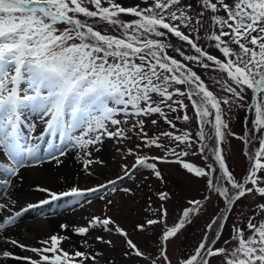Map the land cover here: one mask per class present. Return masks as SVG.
Instances as JSON below:
<instances>
[{"label": "snow or ice", "instance_id": "obj_1", "mask_svg": "<svg viewBox=\"0 0 264 264\" xmlns=\"http://www.w3.org/2000/svg\"><path fill=\"white\" fill-rule=\"evenodd\" d=\"M142 3L144 7H125L118 0H0V180L11 186V178L16 177L20 183V173L32 168V161L43 159L41 136L22 135L25 110L40 114L46 126L41 132L59 133L83 153L82 171L89 176L94 174L93 166L105 163L92 158L104 138L126 141L132 134L140 141L127 149V156L135 157L133 170L122 165L124 175L105 184L72 186L59 193L37 186L48 198L22 210L13 211L14 199L0 203V243L34 254L18 256L0 248V256L22 264H99V253L78 247L65 250L62 244L71 242L70 235L52 234L37 248L4 233L24 213L52 201L75 198L79 202L102 189L115 193L118 181L132 179L137 168L148 169L163 181L160 162L179 164L186 173L204 179L206 195L203 202L189 200L182 218L171 227L163 203L153 210L159 218L136 225L141 232L149 226L162 227L158 257L142 251L107 215L91 217L86 226L62 224L61 230L83 237L85 249L91 247L87 239L91 230L115 232L125 238L130 250L126 254L134 253L149 264H172L164 245L214 200L222 199L224 208L211 219L204 238L178 264H211L212 260L264 264V0H196L195 6L191 0ZM200 40L207 45L202 46ZM209 48L220 56L212 55ZM190 64L216 72L217 76L210 77L211 85ZM234 109L246 112V133L236 138L246 145H259L247 153L250 166L241 181L229 170L221 147L226 136L236 135L225 119ZM169 114L176 115L169 119ZM146 119L156 128L163 120L171 130L149 136ZM177 121L184 127L178 128ZM144 149L162 154L141 155ZM57 151L65 155L63 147L51 144L48 156L60 164ZM189 155H200L205 166L186 162ZM121 191L134 195L130 187ZM157 195L162 202L169 199L167 192ZM257 196L262 202L255 204L246 225L227 224L241 198ZM226 226L229 236L224 239ZM96 241L112 245L103 236Z\"/></svg>", "mask_w": 264, "mask_h": 264}, {"label": "rangeland", "instance_id": "obj_2", "mask_svg": "<svg viewBox=\"0 0 264 264\" xmlns=\"http://www.w3.org/2000/svg\"><path fill=\"white\" fill-rule=\"evenodd\" d=\"M125 7H132L137 4H140L141 7L145 5L142 3V0H118ZM191 2L196 5V0H191ZM228 3H232V0H226ZM219 15H225L223 12H220ZM125 20L132 19L130 16H123ZM210 23V21H209ZM203 34V32H202ZM172 43H177L175 39L172 40ZM199 43L202 46H206L207 42L200 40ZM185 50L188 51V54H192L191 50L187 49L185 45ZM208 51L212 55L220 56V53L212 48H209ZM170 55H175L171 51ZM177 59L180 57L177 55ZM194 70H197L199 74L202 75V78L205 79L207 83L211 85L210 77L217 76V73L209 70L199 69L195 65H191ZM215 87V86H213ZM218 91V89H217ZM249 97L251 93L249 92ZM155 98V97H154ZM187 103V101H185ZM176 114H169V119H173ZM122 118V117H120ZM151 119H157V116L151 117ZM225 119L229 123V127L232 133H235V136L228 135L224 143L221 145L225 155L226 163L229 170L233 173L235 178L238 181H241L242 178L246 177L249 169V159L247 153L250 148L255 149L259 145L254 142L253 145H246L241 139L236 137H242L246 133V112L243 109H234L232 112L227 113ZM131 120L129 124H131ZM146 127L145 131L149 136L158 134L161 131L171 130L169 126L163 121L160 120V127L156 128L151 125L150 120L145 121ZM178 128H183L184 124L182 121H177ZM131 135L130 140L121 141L114 138H104L103 143L98 145L100 148L99 151H92L93 159L103 160L105 163L102 166H93L94 174L89 176L82 171L79 174V177L74 183L68 186L66 189H70L72 186H78L80 188H87L91 186H97L100 184L107 183L108 180L116 179L117 176L124 175V172L121 169L122 165H127L129 170H133V165L135 164V157L127 156V149L135 148V145L140 143L135 135ZM103 147L104 154L97 155ZM78 149V148H77ZM96 152V153H95ZM44 153L40 149L39 154ZM148 156H159L162 153L159 150L153 149L148 151L144 149L141 152V155ZM127 157V158H125ZM186 162L193 163L197 166H205L206 162L202 159L200 155H189L184 158ZM110 163H113L115 166L113 168L104 170L107 168ZM158 168L162 173L163 181L157 179L155 176L150 175V170L137 168L133 171L132 179L125 177L124 180L118 181L117 191L115 193L111 192L108 189H102L101 191L80 198L79 202H76L75 198H67L65 201L57 202V209L61 207L69 208L70 211L61 210L55 215L56 216H65L66 212L69 215L82 212L85 214L83 221L79 222L76 226H86L88 220L91 217L99 216L103 218L105 215L110 216L116 223L122 227L128 234L134 243L138 247L146 252L149 256H159V240L161 237V226H149L146 232H141L136 230V225L138 223H144L146 219L159 218V213L154 215L153 210L157 209L162 203L164 208L167 210L166 222L167 226L171 227L175 223H178L182 218V212L185 208L189 207V200L200 199L203 202V196L206 195L204 192L205 180L201 178H195L192 174L186 173L185 170L181 168L179 164L172 163H160L157 162ZM99 167L100 169H97ZM35 168V167H34ZM33 169V168H32ZM264 175V173H261ZM93 176V177H92ZM147 177V179H145ZM40 186H48L46 184H39ZM251 186V185H249ZM264 186V185H261ZM51 188V186H48ZM111 186H109L110 188ZM125 187H130L133 190L134 195L129 196L124 194L121 189ZM51 189L60 192L62 191L58 187H52ZM64 189L63 191H65ZM164 191L169 195V199L166 202L159 200L157 193ZM63 199V198H62ZM61 199V200H62ZM36 200V199H34ZM108 200H112L111 205L107 204ZM1 201V200H0ZM31 201L20 204L18 207L26 206ZM262 202L259 197H248L241 198L237 202L236 206L232 209V212L229 215L227 221L228 225L237 223L240 226L246 225V222L249 217L253 216L254 206ZM49 208V207H48ZM224 208V202L222 199L214 200L210 205L206 207L199 215L191 220L190 223L185 225V228L181 231L175 239H170L164 246L167 248L168 256L172 261V264H178L183 258H186L193 250L198 246L199 242L204 238L206 233L207 225L211 222V219L215 218L218 215L219 211ZM48 209L42 210V213L38 216L39 219L34 218L30 220L34 221H45V213L47 214ZM73 212V213H72ZM56 213V212H55ZM65 213V214H64ZM67 215V216H69ZM62 216V217H63ZM74 215H72L73 217ZM257 218L259 214L257 213ZM28 220H22V225L27 223ZM71 227L75 226L71 224L70 221L65 222ZM20 230V227L15 228ZM57 230L59 232L51 233L47 236H44V239H47L50 235L59 233L60 235H70L71 242L62 244V247L65 250L73 251L76 247L80 251H89L101 254L98 256L99 264H149L144 258H137L134 253L128 255L130 250L126 247L125 238L113 232L109 235L107 232L102 230H91L87 239L91 244V247L85 249L82 246L84 238L78 236L72 232H67L61 230V227L58 226ZM248 233H246L247 235ZM210 235V233H209ZM97 236H103L105 240H111L112 245L102 244L96 241ZM229 236V228L226 226L224 229L223 238L227 239ZM18 240V238H15ZM79 240V242H77ZM222 245V241L218 242L215 246L218 248ZM42 245L40 244L39 247ZM12 252L15 255L20 256L19 254L22 251L19 248H13ZM25 254V253H24ZM26 255V254H25ZM32 255V254H30ZM6 260H11V258H6ZM211 264H219L218 260H212Z\"/></svg>", "mask_w": 264, "mask_h": 264}, {"label": "bare ground", "instance_id": "obj_3", "mask_svg": "<svg viewBox=\"0 0 264 264\" xmlns=\"http://www.w3.org/2000/svg\"><path fill=\"white\" fill-rule=\"evenodd\" d=\"M26 119L25 124L28 130L31 132L33 130L35 134L40 132V129L44 126L43 119L40 114L32 113L29 110H25ZM100 149V148H99ZM65 151V155L60 156L58 158L62 160V163L57 164L56 160H51L48 162L40 161V166H36L37 161H32L33 169L23 170L20 174L23 175V181L17 183V178L15 177L12 180L11 186L5 185L0 191V203H5L10 200H15V204L13 206V211L22 210L23 207H18L20 204L25 203L27 201H31L30 203H38V201L48 198L47 193H42L37 191V186L39 184H46L52 187H58L62 191L68 188L69 185L74 183L79 177L82 168V159L83 153L77 149L72 147L70 142H67V148ZM96 153V152H95ZM104 154L103 147L102 150L97 155ZM115 166L113 163H110L107 168L104 170H108ZM35 167V168H34ZM97 169H100L97 167ZM93 177V176H92ZM48 186H40L47 187L51 191L57 192L51 189ZM95 187V186H91ZM68 190V189H66ZM65 190V191H66ZM61 192V191H60ZM59 193V192H57ZM36 199V200H34ZM32 212H26L24 215L26 218L34 219L40 215L41 211L37 209H31ZM66 213L65 216H51L48 217L45 221H34L28 220L27 223L22 225V222H17V226L15 228L20 227V230L15 228H10L8 231L4 233V236L10 237L12 239L18 238L21 243L28 245L29 247H37L39 248L40 241L43 240L44 236H47L54 232H59L57 227L64 224L65 222L70 221L71 224L75 226L83 221L85 216L82 212H77L72 215ZM21 216V217H22ZM21 217L19 218L21 220ZM22 221V220H21ZM77 223V224H76ZM72 240V239H71ZM79 242V240H77ZM0 248L11 251V245H4L0 243ZM26 255H25V254ZM22 256H30L32 254L30 252H21ZM28 254V255H27ZM0 264H22V262L18 261H8L5 260L4 257L0 256Z\"/></svg>", "mask_w": 264, "mask_h": 264}]
</instances>
